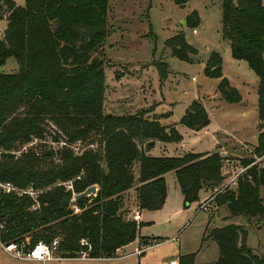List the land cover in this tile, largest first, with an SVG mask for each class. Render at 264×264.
<instances>
[{
	"label": "trees",
	"instance_id": "trees-1",
	"mask_svg": "<svg viewBox=\"0 0 264 264\" xmlns=\"http://www.w3.org/2000/svg\"><path fill=\"white\" fill-rule=\"evenodd\" d=\"M185 6L189 0H174ZM222 6L223 37L231 42L233 57L246 60L259 77L258 117L261 133L256 152L264 154V0H219ZM110 0H0V19L8 20L0 37V68L14 57L17 72L0 71V180L17 186L43 190L39 207L29 195L18 196L0 190V219L3 242L52 243L59 238L63 258H108L140 234L143 222L123 209V195L137 191L138 211L162 208L168 194L166 174L175 171L185 201L200 199L202 190L222 188L224 158L220 152L189 151L182 155L154 156L149 152L158 141L178 143L183 135L176 125L148 119L150 109L135 114L104 113L107 88L104 61L94 53L102 49L108 35ZM8 15V16H7ZM200 23L196 10L186 24ZM166 45L176 56L189 59L197 52L180 32ZM162 78L168 76L159 63ZM208 76L220 78L221 99L242 101L240 90L223 72V58L213 52L205 64ZM199 131L211 123L200 100H193L181 121ZM96 134L98 147L94 148ZM51 136L64 142L57 151L42 146L22 158L12 150L34 137ZM87 139L90 142H86ZM80 143L78 144V142ZM254 158L242 160L244 165ZM138 163V174L133 166ZM80 176V177H79ZM73 180V190L63 182ZM97 185L96 195L75 200ZM264 166L257 164L240 176L238 186L217 194L218 206H227L233 216L264 217ZM128 215V216H127ZM219 247L220 264H264L246 243L243 225L229 223L207 228L204 239ZM179 264H196L195 253L180 255ZM213 264V263H201Z\"/></svg>",
	"mask_w": 264,
	"mask_h": 264
},
{
	"label": "rangeland",
	"instance_id": "rangeland-1",
	"mask_svg": "<svg viewBox=\"0 0 264 264\" xmlns=\"http://www.w3.org/2000/svg\"><path fill=\"white\" fill-rule=\"evenodd\" d=\"M14 1L17 5L25 3V0ZM194 10L200 16V23L191 27L186 20ZM7 23L6 17L0 19L1 37ZM108 31L102 49L94 53L104 61L107 83L104 113L126 115L150 109L146 114L148 119L156 118L163 125L174 124L183 135V141L178 145L165 147L162 143L157 144L151 155H180L182 150L192 148L214 153L219 152L217 144L224 142L228 146L220 151L224 158V182L240 170L244 175L255 164L264 166V154L256 152L260 133V127L256 125L259 122V77L246 60L233 57L231 42L223 37L219 0H189L185 6L174 0H110ZM180 32L197 50L189 59L176 56L166 45L170 37ZM213 52L222 56L224 75L240 90L242 101L229 103L221 99L218 90L220 78L206 75L205 64ZM160 62L169 71L164 79L159 69ZM0 71L17 72L15 58H9ZM195 99L204 104L211 118L209 131L200 135L181 123ZM212 131L218 134L214 133L216 141L210 138ZM98 139L96 134H92V147H98ZM48 140L50 142L43 141L41 145H46L49 150L57 151L63 146L61 142ZM247 158L255 160L244 165L242 160ZM138 167V163L133 166L136 175ZM166 181V201L157 210L138 211L136 189L124 193L123 209L129 211L128 215H138L143 224L139 236L114 256L119 258H75L47 264H170L173 259L179 262L180 255L191 253H195L196 264H220L218 244L210 237L204 239V236L207 228L229 223L243 225L247 230L246 243L264 258V217L231 215L227 206H218V193L215 195L211 189L202 190L200 199L187 205L175 171L166 174ZM261 196L264 198V187L261 188ZM72 202L71 207L75 208L73 197ZM25 240L28 242L30 239ZM146 247L143 253H136ZM0 264L40 263L12 258L0 246Z\"/></svg>",
	"mask_w": 264,
	"mask_h": 264
},
{
	"label": "built area",
	"instance_id": "built-area-1",
	"mask_svg": "<svg viewBox=\"0 0 264 264\" xmlns=\"http://www.w3.org/2000/svg\"><path fill=\"white\" fill-rule=\"evenodd\" d=\"M195 31V30H194ZM53 141L51 136L47 135L45 138H39V137H34L30 142L19 146L18 148L12 150V154L15 155L16 158H22L25 154L29 153L31 148H35L36 150V155H40L42 152V143L43 141L45 143H48ZM47 141V142H46ZM54 142V141H53ZM64 145V142H61ZM3 151H0V159L3 155ZM257 163V162H255ZM242 175V171L236 172L231 178L223 183L222 188L219 190V192L228 189V188H236L238 186L239 178ZM80 177V176H79ZM63 184L67 187V190H73V180L63 182ZM0 190H2L5 193L9 194H16L18 196H23V195H29L32 197L36 204L33 206L35 209L39 207L38 203V196L40 193L43 192V190L37 189L34 186H27V187H21L17 186L11 181H0ZM217 192V193H219ZM215 193V195L217 194ZM74 196L76 195L75 192L73 193ZM73 196V201L74 200ZM75 212H79L80 208L75 207L73 208ZM4 228V224L0 219V246L3 248L4 251H6L10 256L19 259V260H29V261H42V262H47L51 260H59L62 257L60 255H57V249L60 243L59 238H56L53 240L52 243H47L45 241H39L37 242L32 248H27L26 245L27 240L24 242H16V241H10V242H3L1 240V231ZM149 247V246H148ZM146 248H140L136 251L137 254L143 253ZM82 257H87L86 254L82 255ZM170 264H179L178 260H171Z\"/></svg>",
	"mask_w": 264,
	"mask_h": 264
},
{
	"label": "crops",
	"instance_id": "crops-1",
	"mask_svg": "<svg viewBox=\"0 0 264 264\" xmlns=\"http://www.w3.org/2000/svg\"><path fill=\"white\" fill-rule=\"evenodd\" d=\"M0 37H1V34H0ZM211 124V123H210ZM209 124V125H210ZM259 124H260V121L259 122H257L256 123V125H257V127H259ZM209 125L207 126V127H205V128H203V129H201V130H199V131H196V130H192V129H189V130H192L193 132H195V134L196 135H200L201 133H203V132H206V131H209ZM178 128V127H177ZM260 129V133H261V128H259ZM214 133H216L215 131H212V136L210 137V138H213V140L214 141H216L217 139H216V137H215V134ZM259 133V134H260ZM216 135H218L217 133H216ZM183 141V140H182ZM182 141H180V142H178V143H165V142H160V141H158L157 143H156V145L157 144H159V143H162L165 147H167V146H169V145H178V144H180ZM155 145V146H156ZM218 146H219V148H218V151L220 152V151H222V150H226L227 149V144H225L224 142L222 143V144H217ZM189 151H195V152H208V151H196V149L195 148H192L191 150H189ZM189 151H185V150H182L181 152H180V155H182V154H184L185 152H189ZM152 153V150L149 152V154H151ZM179 155V154H178ZM133 217V216H132ZM133 218H139V216L137 215V216H134ZM123 249H124V247H123ZM123 249H121V250H123ZM57 255H60L58 252H57ZM12 257V256H11ZM120 256H118V257H114V258H119ZM12 258H14V257H12ZM77 258H89V257H77ZM76 258V259H77ZM113 257H108V258H106V257H104V258H90V259H114ZM16 259V258H15ZM67 259H75V258H61V259H59V260H51V261H64V260H67ZM19 260V259H18ZM22 261H29V260H22ZM51 261H47V262H42V261H33V262H36V263H40V264H47L48 262H51Z\"/></svg>",
	"mask_w": 264,
	"mask_h": 264
},
{
	"label": "water",
	"instance_id": "water-1",
	"mask_svg": "<svg viewBox=\"0 0 264 264\" xmlns=\"http://www.w3.org/2000/svg\"><path fill=\"white\" fill-rule=\"evenodd\" d=\"M0 34H1V30H0ZM99 188L97 187V185H92L90 187H88L85 191L78 193L74 196V200H78L81 198H86L92 195H96L98 192Z\"/></svg>",
	"mask_w": 264,
	"mask_h": 264
}]
</instances>
